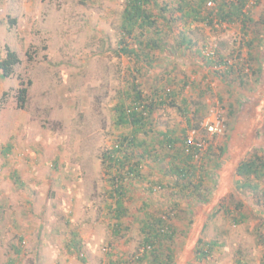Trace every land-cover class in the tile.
Returning <instances> with one entry per match:
<instances>
[{
    "label": "rangeland",
    "instance_id": "obj_1",
    "mask_svg": "<svg viewBox=\"0 0 264 264\" xmlns=\"http://www.w3.org/2000/svg\"><path fill=\"white\" fill-rule=\"evenodd\" d=\"M127 1L0 0V61L8 50L19 59L9 77L0 70V264H155V255L164 261L169 253L168 264H264V179L239 188L247 181L236 175L243 160L264 162V63L256 73L258 63L243 52L245 31L264 33V0L249 5L245 31L240 23H187L179 19L180 0H150L155 18L167 5L175 20L168 29L156 19L166 45L150 51V63L119 50L125 38L141 53L138 41L145 40L138 30L132 39L123 35ZM183 33L190 45L181 42ZM133 77L145 97L163 87L165 103L150 117L154 129L171 130L177 140L168 149L154 145L153 133L136 135L153 139L148 149L163 160L134 151L139 171L126 177L117 219L113 174L103 170L101 155L132 134L115 109ZM20 87H27L23 109ZM181 99L190 102L189 113L199 108L195 137L208 140L196 156L180 143ZM217 115L222 128L210 138L204 124ZM175 149L191 158L194 184L169 174ZM158 218L172 239L143 255V225Z\"/></svg>",
    "mask_w": 264,
    "mask_h": 264
},
{
    "label": "trees",
    "instance_id": "obj_2",
    "mask_svg": "<svg viewBox=\"0 0 264 264\" xmlns=\"http://www.w3.org/2000/svg\"><path fill=\"white\" fill-rule=\"evenodd\" d=\"M214 2V7L211 11H207L208 2ZM198 0L195 3L189 2L187 0H180L178 3V7L176 8L179 13V19L186 21L187 23L190 21L201 22L207 26L217 25L222 27L225 24H241L242 30L245 31L246 24L251 21L249 7H255L260 0ZM150 0H128L126 3V8L123 12V19L121 28L123 29V35L132 39V33L135 30H138V37L143 38L145 36V40L138 41L139 48L143 47L141 53H137L135 49H132L127 44L125 38H122L119 42L120 47L119 50L122 55L135 57L136 59H140L143 57L145 62L150 63L152 61L150 51L158 49L159 47H164L166 45L163 40L162 32L157 28V20L161 18L163 22H168V29L172 23L175 21L173 17L167 18L166 12L170 11L168 6L159 7L160 15L155 18L153 14L148 10L147 6L149 5ZM154 4L158 7V3L154 2ZM250 5V6H249ZM172 15L174 10L171 11ZM157 19V20H156ZM145 32V35H142ZM247 33V34H245ZM244 36L248 39L245 44L248 46L253 42V38L251 33L245 31ZM254 33V32H253ZM252 33V34H253ZM258 32H256L257 34ZM148 34V35H147ZM150 35V36H149ZM247 35V36H246ZM181 42H185L186 44H191L189 35L183 33L181 34ZM137 40V37L135 38ZM140 40V39H139ZM215 53H218V50H215ZM262 62V61H261ZM19 63V59L17 55L8 50L5 58L0 61V70L1 77L6 78L11 75L12 68ZM210 63L214 62H206V64L210 65ZM217 63V62H216ZM226 62L222 61L218 64L224 65ZM257 68L255 70L256 73L260 74V63L256 64ZM242 71V70H241ZM139 72V71H137ZM140 73V72H139ZM241 73V72H239ZM136 78L133 77V81L129 86V90L125 93V102L123 99L120 100L119 105L115 109L117 113V122L120 125L130 126L132 129V134L127 138H123L125 143L120 141L117 145L112 146L111 148H107L104 150L101 155V164L102 168L105 172H107L110 176V173L113 175L110 176L111 182V192L116 193L115 202V217L120 219V216L123 214L122 203L123 196L126 190L124 182L126 181V177L131 175H136L138 173V163H132V158L134 155V151L137 149L141 150L138 152L140 157L154 158V160L161 161L163 158L155 151L148 149V146L151 145L153 139L156 140L154 145L160 146L162 148H168L170 145H174V142L177 140L175 134L171 131L158 132L154 129V124L152 123L151 114L158 111L160 107L165 103L159 99L160 90H163V87L159 86L155 92L150 97H145L143 94V89L141 90V86L138 85ZM193 83L190 84L189 88L193 89ZM160 89V90H158ZM132 90V91H131ZM169 98L171 99V106H175L174 98H176L177 93L174 91L170 92ZM176 95V96H175ZM157 97V98H156ZM179 97V96H178ZM219 99V98H218ZM220 100V99H219ZM27 101V87H20L18 89L17 94V102L19 108H24ZM190 101V100H189ZM183 107L180 109L181 115L184 116L185 119V129L182 130V137L180 138V143L183 144L184 149H188L193 151L194 153H198L197 147H191L187 145L186 138L187 132L190 130H196L200 127L196 119V115L199 112V108L192 113H189L190 102L187 100H182ZM220 102V101H219ZM194 116V118L192 116ZM200 124L202 122V118H200ZM139 133L142 134H154V138L148 143L145 142V139H140L137 141V136ZM179 139V138H178ZM148 144V146H147ZM152 145V148H154ZM210 148V147H209ZM150 152L152 153V157L150 156ZM170 157V170L169 174L176 177V180L181 182H187L188 185L194 184V179L196 177L195 168L192 165L188 164L190 161L189 156H185L181 149H175V154L169 153ZM161 158V159H160ZM115 172V173H114ZM236 175L240 180L247 181V183H243L239 185V188H252V185H249L248 181L251 179H264V162L259 156H255L250 160H243L238 163L236 167ZM113 177V178H112ZM240 181H238L239 184ZM255 189V188H253ZM112 197H114L112 195ZM242 218L241 216H239ZM239 223V221H238ZM147 229L146 237H144L142 243V254L144 255V250H148L151 254L157 252L155 249L156 245L159 244L162 240H171L172 235L174 234L172 229H169L167 223L162 219L158 218L155 221L152 219L146 220L143 225V229ZM13 253L18 255L20 253V249H13ZM207 252H200V258L206 257ZM156 258L155 264H168V261L171 260L170 253L165 257L166 259L160 260L158 256L155 255ZM16 260V259H15ZM137 263H139V258L136 259ZM116 262H112L115 264Z\"/></svg>",
    "mask_w": 264,
    "mask_h": 264
},
{
    "label": "built area",
    "instance_id": "obj_3",
    "mask_svg": "<svg viewBox=\"0 0 264 264\" xmlns=\"http://www.w3.org/2000/svg\"><path fill=\"white\" fill-rule=\"evenodd\" d=\"M214 6L213 5V2H208V6ZM211 6V7H212ZM207 55H215V51H214V53L211 51V52H209ZM215 118V122L214 121H212V122H210V123H208L207 121H208V119L209 118H207V120H206V122H205V130L207 131V133H208V137H212L213 135H216L217 133H216V131L218 130V133H220V131H221V128H222V125H221V123H220V116L219 115H217V116H215L214 117ZM215 131V132H214ZM196 130H190V131H188L187 132V138H186V143H187V145L188 146H190V148L191 147H197L198 148V153H194V156H196L197 154H199V153H201L202 154V152L204 151V149H205V144H206V141H208V140H206V139H198L197 137H195V134H196ZM193 134H194V136H193ZM209 138V139H210ZM186 150H188V149H186ZM191 152H193V151H191ZM133 175H131L130 174V176L129 177H132Z\"/></svg>",
    "mask_w": 264,
    "mask_h": 264
},
{
    "label": "crops",
    "instance_id": "obj_4",
    "mask_svg": "<svg viewBox=\"0 0 264 264\" xmlns=\"http://www.w3.org/2000/svg\"><path fill=\"white\" fill-rule=\"evenodd\" d=\"M260 33H261V35H260ZM260 33L258 32L257 34L256 33L251 34V36L253 38V42L251 43L250 46H248L247 44H244L245 48L243 49V52L245 54H250V52H251L252 57H253V63L257 62L258 64L260 63V65H262V63H264V59H263L264 58V50L262 49L264 46V42H263L264 41V33H263V31H260ZM246 40H248V39L246 38Z\"/></svg>",
    "mask_w": 264,
    "mask_h": 264
},
{
    "label": "clouds",
    "instance_id": "obj_5",
    "mask_svg": "<svg viewBox=\"0 0 264 264\" xmlns=\"http://www.w3.org/2000/svg\"><path fill=\"white\" fill-rule=\"evenodd\" d=\"M216 55V54H215Z\"/></svg>",
    "mask_w": 264,
    "mask_h": 264
}]
</instances>
